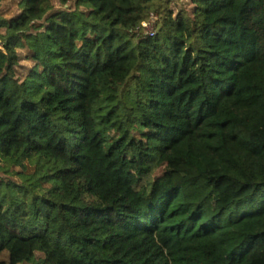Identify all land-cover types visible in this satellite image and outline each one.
Returning a JSON list of instances; mask_svg holds the SVG:
<instances>
[{"label": "trees", "instance_id": "obj_1", "mask_svg": "<svg viewBox=\"0 0 264 264\" xmlns=\"http://www.w3.org/2000/svg\"><path fill=\"white\" fill-rule=\"evenodd\" d=\"M70 1L0 10V264H264V0Z\"/></svg>", "mask_w": 264, "mask_h": 264}, {"label": "rangeland", "instance_id": "obj_2", "mask_svg": "<svg viewBox=\"0 0 264 264\" xmlns=\"http://www.w3.org/2000/svg\"><path fill=\"white\" fill-rule=\"evenodd\" d=\"M18 1L19 0H0V10H1L2 14L4 15V17H6L8 19V18H11V17L17 15V13H18V6H17ZM51 3L53 5V7H55V9L60 8L58 0H51ZM73 3H74V0H71L70 4L73 5ZM178 8L179 7L176 5L172 6L173 15L177 14ZM21 65H22V67L25 68L26 64L24 62H21Z\"/></svg>", "mask_w": 264, "mask_h": 264}, {"label": "built area", "instance_id": "obj_3", "mask_svg": "<svg viewBox=\"0 0 264 264\" xmlns=\"http://www.w3.org/2000/svg\"><path fill=\"white\" fill-rule=\"evenodd\" d=\"M140 28L145 36L153 37L155 35V24L153 15H151L147 21L142 22Z\"/></svg>", "mask_w": 264, "mask_h": 264}]
</instances>
